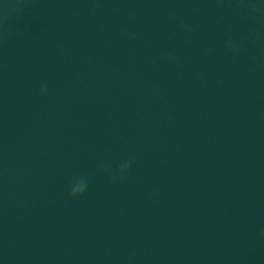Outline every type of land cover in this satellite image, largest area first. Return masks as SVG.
I'll return each instance as SVG.
<instances>
[{
	"label": "water",
	"instance_id": "obj_1",
	"mask_svg": "<svg viewBox=\"0 0 264 264\" xmlns=\"http://www.w3.org/2000/svg\"><path fill=\"white\" fill-rule=\"evenodd\" d=\"M22 8L0 38V264H264V47L224 50L253 21L226 0Z\"/></svg>",
	"mask_w": 264,
	"mask_h": 264
},
{
	"label": "clouds",
	"instance_id": "obj_2",
	"mask_svg": "<svg viewBox=\"0 0 264 264\" xmlns=\"http://www.w3.org/2000/svg\"><path fill=\"white\" fill-rule=\"evenodd\" d=\"M23 2L24 0H4L0 5V38H6L7 33L4 30V25L10 17L19 15L23 11ZM226 2L235 13L249 17L253 21V25L248 28L244 38L229 37L226 40L225 54L231 55L238 51L245 41L251 42L257 47H264V34L259 33L255 28V24L264 23V0H226ZM181 27L186 31H191L187 25L182 24ZM47 92L48 85L45 83L41 86L39 94L43 97ZM133 163L131 157L123 159L114 173L109 172L110 178L113 181L122 179L128 174ZM88 184L89 180L86 174L77 176L69 187L68 200L70 202L78 201L85 194Z\"/></svg>",
	"mask_w": 264,
	"mask_h": 264
}]
</instances>
